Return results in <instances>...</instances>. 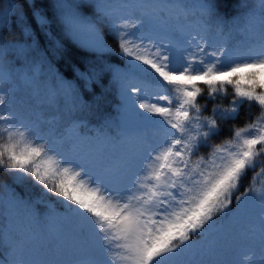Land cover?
<instances>
[{"label": "snow or ice", "instance_id": "snow-or-ice-1", "mask_svg": "<svg viewBox=\"0 0 264 264\" xmlns=\"http://www.w3.org/2000/svg\"><path fill=\"white\" fill-rule=\"evenodd\" d=\"M257 2L259 11L231 21L205 0L194 12L181 0H55L52 19L33 0L32 20L19 0L0 10V172L41 189L32 200L0 184V264H264V188L250 181L241 190L249 172L264 176V0ZM55 21L73 39L87 36L93 53L114 51L105 34L118 43L123 67L78 73L85 90L108 76L120 91L118 113L99 126L77 118L90 105L59 74L41 91L37 60L46 55L36 33L62 53ZM13 27L23 42L6 39ZM229 85V106L215 103L203 115L201 93L215 101ZM68 103V124L49 118ZM245 104L259 112L213 143ZM131 111L144 121L134 133L126 130Z\"/></svg>", "mask_w": 264, "mask_h": 264}, {"label": "trees", "instance_id": "trees-1", "mask_svg": "<svg viewBox=\"0 0 264 264\" xmlns=\"http://www.w3.org/2000/svg\"><path fill=\"white\" fill-rule=\"evenodd\" d=\"M213 5L214 11L220 18L231 21L234 18L240 17L250 10L259 11V4L257 0H205ZM17 0H4L3 5H0V10L7 8L9 4H15ZM22 7V14H27L29 20H32V8L30 5L33 0H19ZM43 8L44 11L49 14V18L55 14V9L53 5L54 0H37ZM90 15V13H86ZM36 25L33 21V28ZM58 40L63 44V51L60 54H56L52 45L49 43L48 37L43 33L37 31L36 39L39 43L41 52L46 55V61L54 68L55 73L59 74L65 80L71 82L74 86L78 87L83 95L85 101L90 105L89 109L84 110L86 114L90 115V120L92 123H99L107 116H113L115 113L116 106L120 103V91L118 87L113 83L111 77L105 76L103 79L91 87L85 90L83 82L78 79L79 71L85 69H90L93 67H100L101 65H118L123 67L124 61L119 56V47L117 41L105 34L107 43L111 49L114 51L110 54L99 55L93 53L90 49H87L77 43L71 36H68L63 31V26L55 21L51 24L50 29ZM6 39L10 41L23 42L26 37L21 32L20 28L13 27L10 31L5 34ZM182 64V63H181ZM202 89L206 90V85L202 82H197ZM229 91L227 93H220L217 95L216 100L213 101L208 98L207 92L201 93L198 97V101L202 106L203 115H211V109L215 103L221 104L225 107L229 106V101L232 98L231 86H226ZM172 96L178 95L175 91L170 93ZM259 108L253 105L251 108L247 104L242 105L239 109V118L236 121L225 122L222 126V132L220 137L214 138L213 143H221L224 139H227L232 134V128L243 127L246 122L250 121L257 113ZM208 149L207 151H210ZM200 155H204L207 158V152L202 150ZM199 159V156H194L193 160ZM255 184L258 189L264 188V176L258 177L255 180L252 179V173L249 172L248 175L241 182V190L248 186L249 182ZM7 183L15 188L16 192L23 197H37L36 191L40 190L28 183L25 186L14 185L12 179L9 175L0 172V184ZM21 220H26V217L22 214L21 210L19 213ZM0 233H2V228H0Z\"/></svg>", "mask_w": 264, "mask_h": 264}, {"label": "rangeland", "instance_id": "rangeland-1", "mask_svg": "<svg viewBox=\"0 0 264 264\" xmlns=\"http://www.w3.org/2000/svg\"><path fill=\"white\" fill-rule=\"evenodd\" d=\"M55 1V0H54ZM132 2H139V0H132ZM182 3L188 5L192 11H195V5H197L199 2H201V0H181ZM206 2V1H205ZM77 43H79L80 45H82L83 47L89 49L86 45H87V41L88 38L87 36H83L81 37L79 40L74 39ZM182 61L180 63L177 64V67H180ZM15 67L20 70L21 69V64L17 63L15 65ZM36 74H37V79L41 82V91H43V87L46 85L48 87H51L52 85V81H53V74L55 73L54 68L46 61V60H37V69H36ZM152 94H156L159 93V89H153L150 90ZM30 94V93H29ZM22 98V96L20 94L17 95V100L19 101ZM122 100L121 94H120V101ZM37 103H40L41 100L38 98ZM163 103V102H160ZM70 103L66 104L59 112L53 113L52 111L48 112V116L49 118H52L53 115H56L57 119L61 120V122L63 124H68L71 119L73 118V112H70ZM119 111V105L116 106L115 108V113L113 114L112 117H115L116 114ZM75 115L77 116L78 119L82 120L83 122L87 123L89 127H94V126H99L103 120L99 123H92L90 120V115L86 114L85 112H79V113H75ZM153 119H159L158 117H154ZM144 124V121H142L140 119L139 116L136 115L135 111H131L129 113L128 116V120L126 123V130L130 133H134L136 132L142 125ZM158 126L154 125L151 128L148 129L147 131V135L148 136H152L156 130H157ZM4 140L0 139V143H3ZM28 183H31V180L28 181ZM27 183V184H28ZM33 185V184H32ZM25 186V185H24ZM37 187V186H36ZM39 191H36L37 197H30V194H28V199H32L35 200L36 198H38L41 194V189L39 187H37ZM51 199L55 200V197H51ZM58 211H62L59 206H57ZM22 214L26 217L25 213L23 210H21ZM67 227L69 228V230H74L77 227L76 222L74 221H70L67 225Z\"/></svg>", "mask_w": 264, "mask_h": 264}]
</instances>
